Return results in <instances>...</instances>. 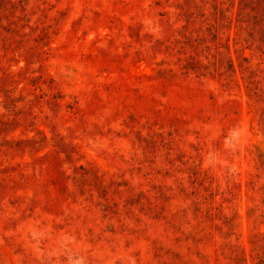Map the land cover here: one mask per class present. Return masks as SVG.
Listing matches in <instances>:
<instances>
[{
  "label": "rangeland",
  "instance_id": "obj_1",
  "mask_svg": "<svg viewBox=\"0 0 264 264\" xmlns=\"http://www.w3.org/2000/svg\"><path fill=\"white\" fill-rule=\"evenodd\" d=\"M12 1L0 264H264V0Z\"/></svg>",
  "mask_w": 264,
  "mask_h": 264
},
{
  "label": "trees",
  "instance_id": "obj_2",
  "mask_svg": "<svg viewBox=\"0 0 264 264\" xmlns=\"http://www.w3.org/2000/svg\"><path fill=\"white\" fill-rule=\"evenodd\" d=\"M3 3L6 2V0H1ZM244 1V0H243ZM6 4H12V6H14V3L12 0H8L6 2ZM5 7V6H0V10H2V8ZM3 13L1 12L0 13V23H1V20L3 19ZM0 26H2V24H0ZM13 31V30H12ZM2 33L0 32V37H1ZM14 144H20V143H27L29 145H31V147H35V145H37L39 142L35 139V138H32V139H20V140H15V139H12V141ZM64 189L68 190V186L67 185H64Z\"/></svg>",
  "mask_w": 264,
  "mask_h": 264
}]
</instances>
